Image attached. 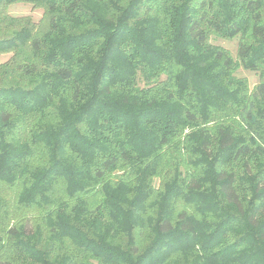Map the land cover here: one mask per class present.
Listing matches in <instances>:
<instances>
[{
	"label": "trees",
	"instance_id": "1",
	"mask_svg": "<svg viewBox=\"0 0 264 264\" xmlns=\"http://www.w3.org/2000/svg\"><path fill=\"white\" fill-rule=\"evenodd\" d=\"M10 51L0 215L57 238L9 218L0 264H264V0H0Z\"/></svg>",
	"mask_w": 264,
	"mask_h": 264
},
{
	"label": "rangeland",
	"instance_id": "2",
	"mask_svg": "<svg viewBox=\"0 0 264 264\" xmlns=\"http://www.w3.org/2000/svg\"><path fill=\"white\" fill-rule=\"evenodd\" d=\"M8 14L15 17H22V16H29L33 22H38L40 18L42 17L43 11L40 9H34L31 5L25 4V3H17L13 4L8 7ZM209 43L211 45L223 48L225 50H228L233 58H235L236 55V48L238 44V39H224L217 36H211L209 39ZM14 55L13 51L8 52L7 54H0V64L9 61L12 56ZM236 76L247 79V85L249 86V89H253L255 85L258 83V76L254 72L245 70L243 68H239L235 72ZM232 109V108H231ZM3 195L4 199L7 200L6 205L9 208L8 214L3 213V215H0V225H3L4 222H7V220L10 218L11 224L20 221H26L28 220V226L37 225L40 224L44 228V232L47 233L46 237L48 238H57L55 234H52L50 231V228H48L44 221V215H39L41 207L44 205H40L38 208L37 206L30 207V208H24L18 207L17 199L20 197L18 190H14L13 188L4 187L3 189ZM19 201V200H18ZM31 206V205H29ZM33 211H29L28 209H31ZM37 208V209H36ZM38 213V214H37ZM9 221V222H10ZM68 239L64 238L62 240L63 243H66ZM46 242L43 246L47 249L53 248L55 245L51 241V245L47 244Z\"/></svg>",
	"mask_w": 264,
	"mask_h": 264
}]
</instances>
